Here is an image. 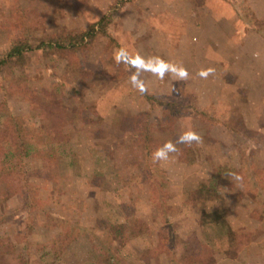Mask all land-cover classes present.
Returning <instances> with one entry per match:
<instances>
[{"label":"rangeland","instance_id":"rangeland-1","mask_svg":"<svg viewBox=\"0 0 264 264\" xmlns=\"http://www.w3.org/2000/svg\"><path fill=\"white\" fill-rule=\"evenodd\" d=\"M104 15L107 34L85 49L38 52L0 74V99L9 89L10 112L51 156L26 163L39 206L3 182L0 264H104L109 241L125 264H264V0H0V50L24 18L59 33ZM188 131L200 141L181 150L173 139ZM168 142L177 150L155 161ZM215 177L202 201L225 214L229 248L185 195ZM137 218L139 234L116 239L113 226ZM71 224L86 234L56 255ZM196 241L205 260L187 257Z\"/></svg>","mask_w":264,"mask_h":264},{"label":"trees","instance_id":"trees-1","mask_svg":"<svg viewBox=\"0 0 264 264\" xmlns=\"http://www.w3.org/2000/svg\"><path fill=\"white\" fill-rule=\"evenodd\" d=\"M82 3L84 0H66V4L79 2ZM107 16L104 15L100 20L95 23H91L84 28L80 29H70L64 32L56 33L51 32L46 29L44 22L40 21V24H37L34 20H28L24 18L21 22V32L17 33L15 36H12L10 39V44L3 50H0V74L5 68L16 69L23 67L36 53L38 52H50L58 50L60 52H71L75 53L79 50L86 48L88 43H92L97 32L101 30L107 34ZM100 31V32H101ZM73 65H80L79 59H73L71 61ZM4 88L3 86L1 87ZM5 89V88H4ZM7 92L3 94V97L0 99V191L4 185V181L8 183L15 191L17 189L23 190L24 196L28 204L39 206L37 202L36 192L38 188L36 185L31 182L29 171L27 169L26 163L28 159L34 157L36 154L44 155L46 159H51V156L46 152L45 149L40 148L37 144H34L32 141L27 139L23 129L21 128L20 116L12 114L8 105V96L10 93L9 89H5ZM159 104H162L172 114H176L174 108L172 107V102L161 101ZM5 118V119H4ZM172 129L173 127H169ZM173 135L175 133L173 132ZM175 144L183 150L187 146L186 144L176 143V137L173 139ZM146 140L143 141L145 143ZM145 148H151V145L148 142L144 145ZM150 169V165L145 166V171ZM12 174L21 176L19 181V187L14 185L13 181H9L5 178V175L11 176ZM216 177L213 178L210 182L204 179L201 184L196 188L194 193L187 192L185 195L189 198L193 197L197 203L201 202L203 205L201 207L202 217L204 221L209 224L212 228V233L209 235H215L218 237L226 238L228 241L227 248L235 245L238 241L234 233L230 230L229 225L225 221V214L220 211L219 213L210 214L208 210L207 203L202 200L206 199L211 195L212 192V183L215 181ZM22 184V185H21ZM25 186V187H24ZM18 191V190H17ZM212 199L213 196H211ZM211 199V200H212ZM141 218H137L135 221V228L132 230L131 224L128 222H118L116 226H113L114 235L116 239L124 236L123 238H128L129 233L139 234L138 223ZM82 226L78 227L75 224L69 225V228H65L62 232L63 240L59 243L63 248L57 250L56 255H60L61 252L67 250L68 247L84 233ZM131 228V229H130ZM136 229V230H135ZM89 234V233H87ZM100 240L98 235H94ZM131 237V236H130ZM171 235H165L164 241L160 243V248L166 246L169 241L171 246L172 242ZM111 242L105 243V246H102L103 249L101 252L108 257L104 259V264H125L122 261L120 262L116 256L113 255L111 251ZM170 249V247H168ZM209 248L207 245H201L198 241L191 244L187 249V257L191 260L206 259ZM109 255H108V254ZM54 255V254H53Z\"/></svg>","mask_w":264,"mask_h":264},{"label":"clouds","instance_id":"clouds-1","mask_svg":"<svg viewBox=\"0 0 264 264\" xmlns=\"http://www.w3.org/2000/svg\"><path fill=\"white\" fill-rule=\"evenodd\" d=\"M173 71H176V69H173ZM213 69H208L207 71H203L200 73L201 76L207 77L209 73H211ZM179 75L182 78L187 77V72L184 70H180ZM143 90V89H142ZM200 137L197 133L193 131H188L182 133L178 138L176 143H181V144H191L193 142H199ZM176 146L173 142H168L164 144L161 148H158L154 153H153V159L157 162H164L167 161L170 157V153H174L176 151ZM234 179L236 180H241L242 178L238 175H234Z\"/></svg>","mask_w":264,"mask_h":264}]
</instances>
